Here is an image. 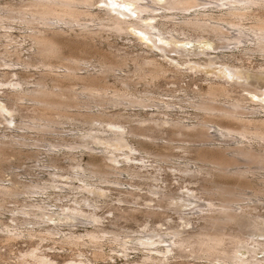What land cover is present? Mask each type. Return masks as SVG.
<instances>
[{"label": "bare ground", "instance_id": "6f19581e", "mask_svg": "<svg viewBox=\"0 0 264 264\" xmlns=\"http://www.w3.org/2000/svg\"><path fill=\"white\" fill-rule=\"evenodd\" d=\"M127 3H134L136 8L128 9ZM99 4L108 5L104 11V16L95 9ZM113 5L116 3H112L110 6L106 0H8L0 7L1 30L6 29L5 26L10 25V21L14 23L16 20L27 28L26 35L32 41L30 47L34 53L29 55L28 60L22 56L18 58L17 62L20 61V64L23 67H28V69L30 66H34L39 71L38 77L35 81L33 80L34 82L30 83L29 80L28 83L24 82L26 85L33 84L32 87L24 89L23 94H19V90L16 93L19 98L29 96L36 102L35 106L38 113L32 122H27L26 126L38 130L54 128L58 122L51 118L52 116L50 117V112H55L64 119L72 118L71 115L75 114L90 125H102V122L107 121L110 123V130L101 129V131L90 133L88 137L94 140H102L115 149L127 144L128 134L133 135V137L144 135L155 138L158 134L166 133L167 135L190 138L191 140H184V144L185 141L192 144V141L196 143L202 139H213L218 132L230 141H226L224 146L216 143L205 144L206 141L196 148L193 146V150L189 149V151L192 150L191 152L195 154L199 165H203L201 168H209L207 174L211 178L209 177L204 183L202 182L201 194L203 192L204 195L217 196L221 203H216L217 199L215 198L210 203L200 206L198 208L200 212L193 209L195 214L200 213L196 219L205 221V224L200 226L199 230L192 227L191 231L185 227H175L172 232H169L171 235L168 236L170 242L164 246L166 252H164L163 246L159 245V243L168 240L163 239L165 231L152 228L150 233L143 232L139 235L138 233L126 232L127 235L121 236L122 230L108 229L103 226L95 212L97 206L93 202L87 203L91 208L90 210L83 208L81 203H77L78 206H65L60 213L47 209L48 206H42L43 204L41 206L40 204L36 205V203L26 205L25 209L18 211L21 217L26 218H18V216L16 220L19 222L16 226L9 228L0 219V233L5 234L6 241L24 237L31 242L30 246L27 250L20 251L22 252L21 255L14 256L13 262L0 264H101L100 260L105 259L108 254L103 250L102 244L104 242L116 244L122 249L142 248L146 251H157L165 254L172 250V252H176L174 251L175 247L184 253L190 251V254L206 257L212 261L234 260L240 264L264 262V257L257 256L258 253L264 251V240L255 238L254 235L245 234L243 230L233 232L228 228L232 223H236L242 218L252 217L257 231L264 232V217L258 213L255 214L256 212H253L255 208L243 202L246 200L245 196L261 197L264 193V174H260L257 179H252L248 174L255 175L257 171L254 168L244 169V166L242 167L243 164L245 165L244 160L248 162V166H253V164L264 166V66L253 69L245 64L239 65L237 62L245 56H237L235 53L231 55L233 60L229 61L223 60L218 55L210 56V52H206L207 48L186 50L184 47H180L182 43L177 45V41H180L181 38L179 39L175 35H183L187 39L190 37V39H196L197 42L209 38L217 44L215 49L218 47H224V49L227 47L231 50L236 48L241 49L242 55L260 54L264 57V0H120V2L117 1L116 7L123 6L122 11ZM201 8H205V10H201ZM134 14L137 15V18L129 19ZM158 18L162 20L154 24L153 21ZM168 25L170 26L168 27ZM129 28H132L131 30L135 34L141 33L144 38L152 37L147 38V44L150 42L151 47L166 52V48L158 46L157 43L166 44L172 47L174 53L188 59L170 57L172 62L176 64V68L173 69L157 57L138 55L132 57L131 61L134 63V68L129 69L126 59L110 54L102 55L100 66H95V69H84L82 68L83 59L81 57L78 58V55L77 58L75 56L68 57L69 55H65L63 51L64 43L62 42L65 39H76L78 44L89 46L97 38H105L103 37L104 32L126 33ZM26 35L25 37H27ZM12 40L14 41V39ZM10 46L12 45L10 44ZM16 48L12 49L17 51ZM7 51H9L8 48ZM18 51L16 53L19 56L21 53L19 54ZM10 53H8L9 56ZM16 53L14 52L12 55L15 56ZM80 53L82 54V52ZM165 55L167 54L164 53ZM202 55H206L208 59L204 61ZM182 64H185L186 69L193 72H204L206 76L224 80L222 82L205 79L207 85L204 88L195 89L192 96L181 101L188 102L191 107L201 113V121L199 120L198 123L185 122L172 116H167L168 118L152 116L149 118L138 114V119H134L133 116L122 112H107L109 109L107 105H101L100 107L103 109L98 111H73L71 113L72 109L82 106V102H79L80 99L79 101L77 99L81 93L92 96L96 100H108V102L118 106L137 105L142 108L147 106L172 108L171 102L164 101L152 93V89L154 87L159 88L157 81L165 77L168 72H172L176 80V77L181 74L183 76L181 68L178 67ZM123 72L127 75H123ZM248 75L251 78L249 82L246 79ZM109 76H113L115 81L111 82ZM142 83H144L146 91L135 88L136 85ZM78 86H81V89ZM74 101L78 105H75ZM7 108L0 106V111L8 112ZM15 111L16 109H11V112L15 113ZM211 129L217 132L212 133ZM168 139L170 140V137ZM168 143L167 145L170 144ZM78 146H71V148L76 149ZM85 146L89 148L87 145ZM230 152L233 154L231 155ZM236 153L238 156H242L244 160L234 155ZM154 154L164 162L169 158L162 153H157V151H154ZM2 155L0 148V156ZM107 159L117 161L115 157L108 156ZM245 166L247 167V164ZM114 170V167L106 163L102 167L93 166L89 169L90 176H99L101 179H108L107 176L113 175ZM185 172L191 173V176L194 175L193 173H197L191 169H187ZM115 173L117 174V172ZM77 174V176H87L82 173ZM44 187L36 186L34 188L43 189ZM80 188L86 189L85 186ZM18 190L19 188L15 185L0 184V194L3 196H12ZM249 190L252 193H249ZM164 204L158 205L162 208L161 210L153 206L131 207L120 216L124 217L125 214L129 215L132 212L135 214L136 211H140L147 216L157 215V217L161 216L162 218L167 208L179 210L180 207L184 206L173 202H169L167 206ZM4 208L5 203H0V209ZM54 219L62 221L61 225H68L69 227L77 226L73 222L75 220L86 221L91 228L84 227V233H78L77 230L71 228L67 232L61 231L56 223L49 227L42 225L50 221L54 222ZM182 219L185 220V225L193 224V220L187 216H183ZM27 223H31L32 226H27ZM83 223L80 224L85 225V222ZM37 225L38 228L35 227ZM169 229L172 230L171 227ZM46 238L55 239L62 247L67 246L70 250L71 248L75 249L76 256L61 263L58 262L57 258L55 259L53 255L40 248V242ZM124 238L129 240H124ZM83 245L92 247L91 257L81 250ZM186 248H189V251H185ZM243 252L251 255L246 257L242 254ZM8 259L11 260V257ZM169 259L166 255L163 257L148 255L145 258V263L141 264H149L147 263L149 261H157L155 264H165V261Z\"/></svg>", "mask_w": 264, "mask_h": 264}, {"label": "rangeland", "instance_id": "374dc122", "mask_svg": "<svg viewBox=\"0 0 264 264\" xmlns=\"http://www.w3.org/2000/svg\"><path fill=\"white\" fill-rule=\"evenodd\" d=\"M6 1L8 0H0V7ZM106 1L110 6L112 3H116L117 5V1L120 2V0ZM116 5L113 6L122 11L123 6L116 7ZM106 7H108V5L99 4L95 9L100 11L104 16ZM126 7L133 10L136 8V5H134V3H127ZM201 10H205V8H201ZM133 18L136 19L137 15L134 14V16H131L129 19ZM160 20L162 19L158 18L153 22L154 24H157ZM14 21V23L13 21H10L11 26L9 24L5 26L9 28L8 30H6L7 28L1 30L2 27H0V36L4 34L1 36L2 42L0 41V106L8 107L7 109L9 110L8 112L0 111V148L3 153V155L0 156V184L6 186L15 185L19 190L12 196H3L0 194V203H5V208L0 209L1 222L9 228L16 226L19 222L16 220L18 216V218H26L21 217L18 211L25 209L26 205H34V203H36V205L40 204V206L43 204L42 206H48L46 207L47 209L60 213L65 206H74L77 205V203H81L83 208L90 210L91 208H89L87 203L93 202V204H96L97 206L95 212L103 223V226L108 229L122 230L121 236L127 235L126 232L133 234L138 233L139 235L143 232L150 233L152 228L165 231L167 234L164 232L163 239L168 240L159 243L161 247L163 246L162 248H164V250V246L170 242L169 237L171 235L169 232H172L175 227H185V229L189 231L194 227L199 230L200 226L205 224V221L196 219L200 213L195 214L194 212H200V209L198 208L205 203H210L212 199L216 198V203H221V201L217 196L211 197L207 194L204 195L205 193L203 192L201 194L202 184L210 177L207 174L209 168H201L203 165H199L198 160L195 158V154L191 151L193 148L203 145L206 141L205 144L216 143L218 145H223L226 144V141H230V139L222 137L217 131L212 129V133L217 132L214 135V141L211 138L202 139V141L196 143L195 141H192V144L188 141H185L186 143L184 144V140H191L190 138L177 135L174 136L172 134L167 135L166 133L158 134L159 136L157 135L155 138L146 137L144 135L133 137V135L128 134L127 144L115 149L102 140H94L88 137L90 133L101 131V129L104 131L110 130V123L107 121L102 122V125H90L83 121V118L75 114L71 115L72 118L69 117L64 119L60 118L55 112H50V117L52 116L51 118L58 122L54 125V128L38 130L36 128L27 127V122H32L38 113V110H36L37 107L35 106L36 102L29 96L24 98L21 97V99L16 93H18L19 90V94H23L28 87H32L33 84L26 85L24 82L28 83V80L30 83L34 82L36 77H38L37 73L39 71L34 66H30L28 69V67H23V65L20 64V61L19 63L17 62L18 58H21L22 56V58L28 60L30 57L29 55L34 53V51H32L30 47L32 41H30L26 35L27 28L23 27L24 25L19 24L16 20ZM169 26L170 25H168V27ZM131 29L132 28L127 29L126 33L104 32L103 37L105 38L99 37L95 42L90 43L89 46L78 44V40L75 41L76 39H65L63 40L64 42H62L64 43L63 51L65 52V55H69H67L68 57H76L77 55L78 58L81 57V59H83L82 68L84 69H95V66H100V57H102V55L110 54L126 59L129 69L134 68V63L131 61L132 57L138 55L157 57L160 61L165 62L173 69L176 68V64L172 62L170 57H175L176 59H188L187 57H180V55L174 53L172 47L166 44L157 43L160 47L164 46L166 52L151 47L150 42L147 44V38L149 39L152 37L144 38V35L141 33L135 34ZM24 34L27 37H25ZM175 35L179 37V39L181 38L180 41H182H177V45L182 43L180 47H184L186 50L207 48L206 52H210V56L218 55V57H221L223 60L229 61L233 60L231 55L232 53H235L237 56H245V59L242 58L241 61L237 62L239 65L245 64L253 69L264 66V57L260 54H255L254 56H248V54L242 55L241 49L234 48L231 50V48L227 47L225 49L224 47H218L215 49L217 44L212 39L204 38L197 42L196 39H190V37L187 39L183 35ZM12 39H14V41ZM10 44L12 46H10ZM5 46H7L6 49L8 48L11 52L7 51L10 53V56L14 52L16 53L18 49L21 56L19 55V57L18 53H16L14 54L15 56L12 55L10 57L6 52ZM12 48H16L17 51ZM80 52H82V54ZM164 53L167 55L164 56ZM83 55L85 59L82 58ZM129 56L130 59H128ZM202 58L204 61L208 59L206 55H202ZM8 63L10 64L8 65ZM184 65L185 64L178 66L181 68L183 76L181 74L179 76L180 78L176 77V80L175 75L172 74V72H168L165 77L157 81V86L159 88L154 87L152 89V93H155V95L159 96L164 101L171 102L173 105L172 108H161L157 106H147L142 108L137 105L118 106L114 105V103L108 102V100L104 101L103 99H99V101L95 98L93 99L92 96L81 93L77 99L78 101L80 99L79 102H82V106H79L81 108L78 107L79 110H77L78 108L72 109L71 113L73 111H98L103 109L100 107L101 105H107L109 106L107 112H122L126 115L133 116L134 119H138L137 115L140 114L142 117L149 118L152 116H161L155 118H168L167 116H172L174 118L182 119L185 122L198 123L199 120L201 121V113L197 109L191 107L188 102L181 101L192 96L195 89L204 88V86L207 85L205 79L219 80L222 82H224V80L213 76H206L204 72H193L186 69V65ZM122 74L127 75L124 72ZM246 79L247 82L251 81L249 75ZM109 80L114 82L115 78L109 76ZM227 86L230 85L227 84ZM78 87L81 89V86ZM135 88L140 91H146L144 83L136 85ZM89 99L92 101H89ZM180 102L181 104H178ZM74 103L75 105H78L76 101H74ZM11 109H16L15 113L11 112ZM168 113L170 115H167ZM135 125H137V123H135ZM166 129H168V126H166ZM105 134L108 135L107 133ZM168 137H170V140ZM167 143L169 145H167ZM71 146L78 147L74 149L71 148ZM189 149L192 150L189 151ZM111 151H113V153H111ZM154 151L162 153L169 158H167V161L165 162L164 160H159L154 154ZM230 154L232 155L233 152H230ZM234 155L238 156L237 153ZM108 156L115 157L117 161L107 159ZM238 157L244 160L242 156ZM105 163L114 167V171L117 172V174L114 172L112 173L113 175H108L107 178L109 177V180L101 179L99 176H90L89 169L91 167H102ZM244 163L245 165L247 164V167L244 164L242 165V167L244 166V169L254 168L255 171H257L255 175L248 174L252 179H257L260 174H264L263 165L253 164V166H248L249 164L247 161L245 162V160ZM187 169H191L197 173H193L194 175L191 176V173L185 172ZM77 173H82L83 175L86 174L87 176H77ZM196 175L197 177H195ZM36 186L45 187L43 189H35L34 187ZM83 186H85L86 189L80 188ZM248 192L252 193L251 190ZM163 194L166 195L164 196ZM170 196L174 199H171ZM245 199L246 200L243 202L252 208H255V211L253 210L254 213L256 212L255 214L258 213L264 217V193L259 198L245 196ZM169 202L180 203L179 205L184 206L180 207L181 209L179 208V210L167 208L165 210L167 214H160L162 215V218L159 215V217H157V215H151L152 217L147 216L140 211H136L135 214H133V212L129 215L125 214L124 217L120 216L131 207L137 206L144 208L145 206H153L154 208H160L159 210H161L162 208L158 207V205L160 203H165L164 206H167ZM193 209L197 210L194 211ZM183 216L191 218L193 224L185 225V220L182 219ZM56 221L57 220L54 222L50 221L47 222L48 224L43 223L42 225H44V227H49L56 223L61 231L67 232L68 229L71 228L77 230L78 233H84V227L91 228L86 221L80 222L75 220L73 222L76 223L77 226L73 227L61 225L63 223L62 221ZM83 222H85V225H83ZM27 226L31 227L32 225L31 223H27ZM35 227L38 228L39 226L37 225ZM169 227H171L172 230H170ZM228 228L233 232L243 230L245 234H250V236L254 235L255 238L257 237L264 240V232L257 231L258 229L255 225V221L252 220V217L242 218L236 223H232ZM5 237L4 233H0V263H11L14 261L12 259H15L14 256L21 255L23 251L28 249L31 242L24 237L6 241ZM124 240L129 239L124 238ZM59 245V242L55 239L51 240V238H46L39 244L42 250L53 255V257H55V259L57 258L56 260L60 263L76 256L75 249L71 248L70 250L67 246L62 247V245ZM102 247L104 252L108 254L105 259L100 260V263L102 262L101 264H141L145 263V258L148 255L156 257L168 256L170 259L166 260L165 264H240V262L234 260L212 261V259L206 257H199L190 254L189 248L185 249V251L188 250L189 253H184V251L174 247V251L176 252H172V250L165 254L157 251H146L142 248L122 249L120 246L111 244L110 242H104ZM81 250L84 253L86 252L85 254L87 256H92L93 249L91 246L83 245L81 246ZM164 252H166V250ZM242 254L246 255V257L251 255L250 253L245 252ZM258 254V257H264V251ZM10 257L11 260L8 259ZM156 262L149 261L147 263L155 264ZM247 264H264V262H252Z\"/></svg>", "mask_w": 264, "mask_h": 264}]
</instances>
